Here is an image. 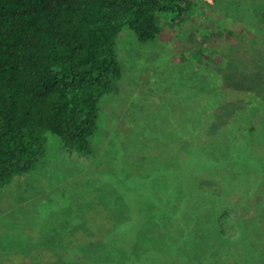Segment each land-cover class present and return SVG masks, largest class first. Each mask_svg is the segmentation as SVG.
I'll return each instance as SVG.
<instances>
[{"label":"rangeland","instance_id":"374dc122","mask_svg":"<svg viewBox=\"0 0 264 264\" xmlns=\"http://www.w3.org/2000/svg\"><path fill=\"white\" fill-rule=\"evenodd\" d=\"M193 2L119 30L91 155L1 188L0 264H264V0Z\"/></svg>","mask_w":264,"mask_h":264},{"label":"trees","instance_id":"16d2710c","mask_svg":"<svg viewBox=\"0 0 264 264\" xmlns=\"http://www.w3.org/2000/svg\"><path fill=\"white\" fill-rule=\"evenodd\" d=\"M193 3L0 0V190L36 167L47 133L63 151L91 155L98 102L121 74L119 30L127 27L140 42L153 40L160 31L157 13H173L172 21L182 23Z\"/></svg>","mask_w":264,"mask_h":264}]
</instances>
